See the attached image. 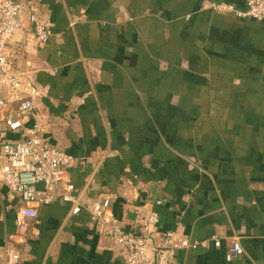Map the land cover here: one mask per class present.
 I'll return each mask as SVG.
<instances>
[{
    "label": "crops",
    "instance_id": "crops-1",
    "mask_svg": "<svg viewBox=\"0 0 264 264\" xmlns=\"http://www.w3.org/2000/svg\"><path fill=\"white\" fill-rule=\"evenodd\" d=\"M17 1L52 27L40 47L24 13L6 51L35 76L40 135L74 156L81 210L57 196L21 244V201L0 178V264L17 249L21 264H126L94 203L134 234L157 210L154 246L166 229L204 243L171 264H264V21L210 9L241 0ZM234 240L243 254L226 261Z\"/></svg>",
    "mask_w": 264,
    "mask_h": 264
},
{
    "label": "built area",
    "instance_id": "built-area-1",
    "mask_svg": "<svg viewBox=\"0 0 264 264\" xmlns=\"http://www.w3.org/2000/svg\"><path fill=\"white\" fill-rule=\"evenodd\" d=\"M243 7L229 2H212L210 9L238 18L264 21V0H241ZM25 13L38 46L46 45L52 35L51 24L41 18L37 4L28 5L17 0H0V122L7 134L0 143V155L5 163L0 166V178L21 201L16 209L13 240L26 244L32 235H38L36 217L40 207L55 200L71 204V213L81 210L76 188L68 167L74 156L52 144L39 133L31 121L38 84L30 71L17 69L6 51L8 39L22 27ZM157 203H160L157 201ZM90 222L103 236L122 246L126 264H171L178 249H196L203 242L178 237L172 229L163 230L156 246L154 233L160 222L157 210H150L141 226V233L124 230L120 220L101 203L86 208ZM218 247L220 240H213ZM243 254L238 240L225 251V260L232 261ZM6 264H21V250L12 251Z\"/></svg>",
    "mask_w": 264,
    "mask_h": 264
}]
</instances>
